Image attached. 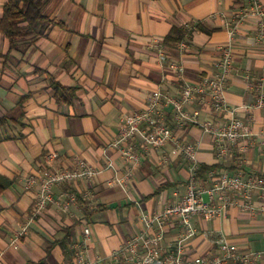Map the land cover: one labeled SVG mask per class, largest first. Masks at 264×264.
I'll return each mask as SVG.
<instances>
[{
  "label": "crops",
  "instance_id": "crops-1",
  "mask_svg": "<svg viewBox=\"0 0 264 264\" xmlns=\"http://www.w3.org/2000/svg\"><path fill=\"white\" fill-rule=\"evenodd\" d=\"M40 1L52 21L43 32L11 48L0 31V264H69L85 227L86 256L110 264V253L143 229L144 213L160 211L186 192L190 161L174 153L172 143L144 148L137 135V159L131 160L112 144L125 115L146 110L155 90L168 97L161 117L181 142L196 149L198 185H211L210 170L264 173V108H248L257 88L264 89V0ZM5 2L0 0V19ZM174 26L184 32L181 41L166 40ZM153 39L162 42V52ZM227 47L234 71L225 98L233 115L253 131L251 144L240 139L232 156L219 155L201 125L227 121L229 111L217 115L210 99L196 93L186 110L191 118L197 111V118L178 121L169 100L183 84L215 73ZM49 152L65 165L82 157L97 173L53 187L56 198L69 191L78 195L67 210L51 202L32 215L35 191L25 188L24 179ZM202 166L210 169L200 174ZM86 191L90 200L83 198ZM192 221L196 234L184 243L190 256L217 254L220 237L243 251L264 250V196L254 195L250 208L233 205L221 215H195ZM164 235L166 243L178 241L176 220L166 224Z\"/></svg>",
  "mask_w": 264,
  "mask_h": 264
},
{
  "label": "built area",
  "instance_id": "built-area-1",
  "mask_svg": "<svg viewBox=\"0 0 264 264\" xmlns=\"http://www.w3.org/2000/svg\"><path fill=\"white\" fill-rule=\"evenodd\" d=\"M263 13V10H259ZM152 45L160 52L163 50L162 42L153 39ZM185 47V42L180 43ZM217 71L212 75L204 76L197 84H183L180 94L169 100L174 106L175 117L181 119L195 120L198 112L194 111L191 118L186 110V104L191 103L196 93L201 97L210 99L214 112L221 116L230 112L231 117L227 121L201 123L204 131L213 136L219 155L232 156L235 146L240 139H247L251 144L253 131L249 123L235 114L234 109L228 106L225 98V86L227 78L233 73V58L230 48H223L220 58L216 62ZM173 69L182 70L180 65L171 63ZM168 98L159 90L152 92L147 102V109L133 111L120 122L117 138L112 142L119 146L126 160L137 159V152L133 139L140 135L143 139L142 147L148 145L160 147L172 143L174 153H182L190 161L191 178L186 192L175 202L168 203L165 207L154 213H144L141 217L143 229L124 241L107 257L110 264H226L235 261L240 264H264V250H240L236 245L230 243L225 237L218 239V253L213 255H188L185 241L196 234V228L192 218L200 215L205 219L225 213L230 206L240 209L251 207L254 195L264 196V173H245L242 167L234 174L225 170H210L211 185H198L196 180L198 162L196 149L190 143L181 142L173 133L170 126L161 117L160 108L163 99ZM248 108H264V89L257 88L254 93V102ZM261 145L264 149V130ZM248 145L241 147L246 151ZM97 169L84 158L77 157L71 165H65L57 161L53 152L46 153L43 163L37 171L28 174L24 179L27 190H34V202L32 215L44 210L48 203L54 202L67 210L70 204L78 200L76 192L69 191L66 198H56L53 195V187L73 181L94 178ZM83 198L90 200L89 191L83 193ZM176 220L181 228V236L177 242H165L164 230L167 223ZM26 229L19 231L13 240L16 247L18 238ZM84 241L78 242L74 255L69 264H104L106 258L90 259L86 256L84 246L90 243V230H83Z\"/></svg>",
  "mask_w": 264,
  "mask_h": 264
},
{
  "label": "trees",
  "instance_id": "trees-1",
  "mask_svg": "<svg viewBox=\"0 0 264 264\" xmlns=\"http://www.w3.org/2000/svg\"><path fill=\"white\" fill-rule=\"evenodd\" d=\"M43 8L44 3L40 0H6L0 19V31L9 39L11 48L17 47L21 40L39 35L52 22L43 14ZM183 38L184 32L174 26L166 40L176 42ZM209 169V166H202L199 172L201 174ZM3 188V184H0V191Z\"/></svg>",
  "mask_w": 264,
  "mask_h": 264
}]
</instances>
